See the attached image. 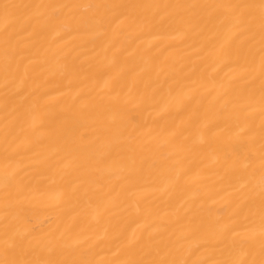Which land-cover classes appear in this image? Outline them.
Instances as JSON below:
<instances>
[{
    "label": "bare ground",
    "instance_id": "1",
    "mask_svg": "<svg viewBox=\"0 0 264 264\" xmlns=\"http://www.w3.org/2000/svg\"><path fill=\"white\" fill-rule=\"evenodd\" d=\"M5 2L31 7L0 12V259L15 230L23 260L259 261V24L200 7L259 0Z\"/></svg>",
    "mask_w": 264,
    "mask_h": 264
},
{
    "label": "snow or ice",
    "instance_id": "2",
    "mask_svg": "<svg viewBox=\"0 0 264 264\" xmlns=\"http://www.w3.org/2000/svg\"><path fill=\"white\" fill-rule=\"evenodd\" d=\"M31 7L29 5H18L15 3H3L0 5V12H2L3 17L5 18L6 23L11 19L16 17L17 11L21 8ZM36 7H51L54 9H63V8H75L79 7L76 5H37ZM112 7H125V6H116ZM188 7H197L196 5H189ZM200 7H214L216 9H229L232 13V16L229 19V22H235L238 25H242L241 34L247 33L248 39L255 38V30L257 26V20L259 24V37H260V76H261V86L259 93V105H260V115H261V133H260V190L257 194L254 189H249V194L245 197L247 204L249 205L248 214L243 218L245 220H251L253 216L258 212L259 221H260V252L261 259L256 261L254 259H238V260H216L213 261L212 264H264V0H259L258 4L251 3H234L227 5H204ZM258 12V15H257ZM89 26L97 23L94 20H85L82 21ZM8 38L6 37V43ZM233 53L230 51H225V56H230ZM5 71H7V66ZM109 86L106 84V87ZM253 101L251 98L247 99L241 108L247 107L249 109L248 116L250 117L254 109L252 108ZM251 131V128L248 129ZM248 142L254 141V136L250 135L247 137ZM11 178L6 173L5 180L8 181ZM241 187H244L242 184ZM257 196L259 199L258 207L256 206ZM240 206L237 205V210L239 211ZM220 235L227 239L228 234L233 232V225L229 223H225L219 228ZM31 235L30 232L20 233L18 231H11V233H6V239L4 241V258L0 259V264H96V262L87 260V259H64V260H55V259H47V260H23L14 258L17 252L25 251L26 249L31 250V241L28 237ZM254 231H250L249 235L240 241H237L233 238V245H239L241 250L244 249L245 243H250L252 238L254 237ZM138 243L136 238H133L128 242V246L130 248H134ZM247 254V253H245ZM114 264H188V261L178 262L175 260H166V259H130L124 261H116ZM193 264H197V262H193ZM199 264H203V262H199Z\"/></svg>",
    "mask_w": 264,
    "mask_h": 264
}]
</instances>
